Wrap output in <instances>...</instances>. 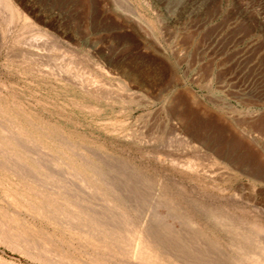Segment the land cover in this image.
<instances>
[{
    "label": "rangeland",
    "instance_id": "1",
    "mask_svg": "<svg viewBox=\"0 0 264 264\" xmlns=\"http://www.w3.org/2000/svg\"><path fill=\"white\" fill-rule=\"evenodd\" d=\"M112 1L122 20L103 0H0V104L28 131L56 130L107 169L119 165L128 200L137 194L130 205L160 216L172 258L193 264L209 254L202 264H210L221 252L218 264H236L249 256L240 234L264 230V0ZM68 63L104 90L77 87ZM197 136L249 175L193 147ZM129 165L156 175L207 234L151 202ZM22 255L0 242V264H44Z\"/></svg>",
    "mask_w": 264,
    "mask_h": 264
},
{
    "label": "bare ground",
    "instance_id": "2",
    "mask_svg": "<svg viewBox=\"0 0 264 264\" xmlns=\"http://www.w3.org/2000/svg\"><path fill=\"white\" fill-rule=\"evenodd\" d=\"M103 2L105 8L120 20L123 19L116 3L112 0H103ZM126 22L132 24L133 20L128 18ZM57 64L58 66L66 65L65 63ZM67 66H70L69 63ZM43 70L45 71L42 72V75L45 72L49 76L52 75V73L47 72L46 67H43ZM54 71L62 77L66 70L56 68ZM68 72L78 73L79 78L71 76L75 80L78 79L76 81L77 87L87 91V93L95 95L96 89L100 88L101 84L99 85L92 77L86 76V74L80 75L76 65L70 66ZM80 73L82 72L80 71ZM74 81L71 83H74ZM121 82L122 87H119L125 90L128 85L124 80ZM99 97H101V93ZM113 100L118 99L114 98ZM8 111L0 104V242L2 244L44 264H186L181 262L182 260L172 258L167 252L168 250H165L161 235L166 232V229L160 227V216L150 215L153 208L151 207V210L146 208L143 211L140 206H135L138 203L136 202L137 194L133 195L131 193L132 195L129 196L131 200H128V190L123 187L125 184H121L127 174L120 171L121 167L119 165L116 166L117 168L110 167V169H107L104 160L93 159V157L78 148L79 145L76 141L68 139L56 130L47 127L42 129L40 126H35L38 124H32L39 133L28 131L26 129L28 127L25 128L18 123L15 115H9ZM16 114L18 113L16 112ZM18 115L20 116V114ZM29 121H32V119L29 118ZM201 137L193 138L192 143H195L193 147L212 152L223 163L228 164L232 170L249 175L247 171L250 169H246L244 165L236 164L226 155L218 153V150L216 151L210 146V143L206 140L207 138ZM86 152L88 151L86 150ZM95 156L97 157V155ZM129 169L133 170L129 174H131L133 180L139 182L141 190H150V194L151 191L153 192L151 194L152 201L149 199L151 202L161 201L160 206L166 208L173 217H178V219L188 217L186 221H192L198 237L201 236V233L207 234V230L203 232V228H207L206 225H203L205 223L197 222L195 214L193 215V213L187 212L186 209L184 210L185 205L181 206L180 203L176 202V199L173 202L170 200L172 199L171 191H167V188V190L164 189L165 184L163 185L164 188H160L163 183L158 182L159 178L156 175L134 166H130ZM251 177L255 183L260 181V178L255 177L253 174ZM132 203L135 205H130ZM141 211L145 212V215L139 217L138 213L142 214ZM247 225L250 226L251 223ZM249 226L246 227L250 228L252 226L253 229L251 230L255 231L257 235L254 237L251 233L250 237V229L247 232L244 231L246 235L240 234L243 235L241 244L249 256L243 258L242 261H238L235 257V261H238L235 263L264 264L263 227L261 229L260 226L257 227L254 224ZM219 227L218 229L227 228L224 224L221 228ZM210 228H208L209 232H211ZM223 229L218 231L220 232ZM210 235L212 236V233ZM214 236L215 234L212 237ZM208 239L209 236L206 240ZM214 239L215 241L210 240L209 242L219 249L220 244L217 246L214 243L217 240ZM196 241L201 246V242H198V239ZM167 242L169 243V241ZM216 247H214L215 252L218 250ZM191 249H187V251ZM177 254L180 255L181 253ZM182 254L184 253L182 252ZM220 254L214 255L215 257L211 256L209 263L218 264L221 258ZM195 256L196 259H194L193 264H202L207 259L204 256L208 257L209 254L208 256L206 254ZM231 256H229L230 258L227 256L228 259H231ZM232 258L234 259V257ZM2 261L0 259V263ZM5 261L7 262V260Z\"/></svg>",
    "mask_w": 264,
    "mask_h": 264
}]
</instances>
